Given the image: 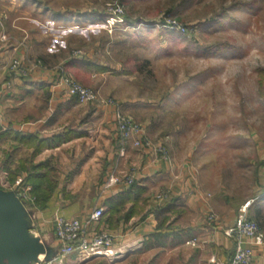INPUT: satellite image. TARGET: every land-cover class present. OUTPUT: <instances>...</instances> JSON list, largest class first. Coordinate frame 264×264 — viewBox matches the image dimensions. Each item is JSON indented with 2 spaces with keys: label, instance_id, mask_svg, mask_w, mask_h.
I'll list each match as a JSON object with an SVG mask.
<instances>
[{
  "label": "rangeland",
  "instance_id": "rangeland-1",
  "mask_svg": "<svg viewBox=\"0 0 264 264\" xmlns=\"http://www.w3.org/2000/svg\"><path fill=\"white\" fill-rule=\"evenodd\" d=\"M11 9L38 23L30 25L23 64L58 68L82 57L96 66L90 84L65 75L102 101L123 102L122 116L144 128L149 144L166 152L163 160L192 156L209 199L253 200L249 215L259 214L264 236V0H0V15ZM15 146L0 139V173L10 184L13 159L33 157L27 145ZM1 191L17 199L33 237L32 204ZM42 237L37 244L45 247Z\"/></svg>",
  "mask_w": 264,
  "mask_h": 264
},
{
  "label": "crops",
  "instance_id": "crops-1",
  "mask_svg": "<svg viewBox=\"0 0 264 264\" xmlns=\"http://www.w3.org/2000/svg\"><path fill=\"white\" fill-rule=\"evenodd\" d=\"M12 10L0 15V25L6 26L10 39L0 42V139L11 137L16 142L12 150L19 152L22 144L18 138L36 137L34 145L27 146L33 156L27 164H43L42 173L49 172L56 184L49 201L33 213L38 227L33 238L42 234L44 243L53 250L57 247L53 235L55 216L84 222L95 208H104L103 217L89 225L90 234L108 231L115 247L130 251L115 261L97 257L87 260L88 264H122L134 258L140 264H228L235 241L224 232L233 227L246 203L231 205L214 196L209 199L211 192L197 178L192 156L171 155L163 160L144 148L128 146L125 156L120 157L116 120L123 115L125 104H80L56 86L61 74L88 84L95 81L99 71L82 57L64 59L58 68L34 62L28 66L31 72L27 78L10 76L9 60L27 61L24 59L29 56L33 38L30 25L38 24ZM1 30L4 29L0 27ZM43 56L47 64L49 57ZM98 86L101 88V84ZM14 163L19 167L24 162L19 157L17 161L13 159ZM131 169L136 172L131 187L118 183L104 190L111 175L120 177V173ZM17 177L26 181L25 173ZM165 190L170 192L169 200L154 199ZM248 201L250 208L253 200ZM249 213L248 209L247 216ZM159 214L168 218L166 225L172 232L149 244V239L158 234ZM191 240H195V246L187 244ZM252 251L251 264H264V246H253ZM68 261L87 263L76 255L68 257Z\"/></svg>",
  "mask_w": 264,
  "mask_h": 264
},
{
  "label": "built area",
  "instance_id": "built-area-1",
  "mask_svg": "<svg viewBox=\"0 0 264 264\" xmlns=\"http://www.w3.org/2000/svg\"><path fill=\"white\" fill-rule=\"evenodd\" d=\"M2 33L3 30L0 31V42L5 40V36ZM30 72V67L23 64L20 60H14L9 67L8 73L12 77L27 78ZM56 86L64 91L68 97L75 98L80 104L112 105L110 101L100 100L93 90L82 87L65 74H61L58 77ZM144 131L143 127L135 124L126 116H118L116 133L120 157L125 156L128 146L144 148L156 158L165 159L167 157L166 152L162 148L149 144L145 138ZM135 181L136 172L131 169L128 172L120 173V177L111 175L104 185V190L118 183L129 188ZM0 188L1 190L16 191L20 199L30 204L33 203V198L30 196L31 188L25 183L23 177H17L10 184L6 179V175L0 173ZM170 197V192L165 190L155 195L154 199L166 201ZM248 205L246 203L240 208L233 227L224 232L227 237L233 238L235 241L234 254L228 264H251L253 258L252 247L261 246L264 242V236L258 224L251 221L247 216ZM103 214L104 208H95L86 216L84 222L78 219H65L58 215L55 216L53 220V235L57 242V247L53 249V255L50 260L46 261L42 257L35 264H62L65 258L73 255L85 260L104 257L114 261L123 257L130 250L123 247H115L114 237L108 231L103 230L90 234L89 225L98 222L103 217ZM187 244L195 246L196 242L191 240Z\"/></svg>",
  "mask_w": 264,
  "mask_h": 264
},
{
  "label": "water",
  "instance_id": "water-1",
  "mask_svg": "<svg viewBox=\"0 0 264 264\" xmlns=\"http://www.w3.org/2000/svg\"><path fill=\"white\" fill-rule=\"evenodd\" d=\"M14 200L12 193L0 190V264H35L40 256L50 260L53 250L37 244V238L28 234L30 220Z\"/></svg>",
  "mask_w": 264,
  "mask_h": 264
},
{
  "label": "trees",
  "instance_id": "trees-1",
  "mask_svg": "<svg viewBox=\"0 0 264 264\" xmlns=\"http://www.w3.org/2000/svg\"><path fill=\"white\" fill-rule=\"evenodd\" d=\"M36 137H21L18 138L17 141L22 145H34ZM36 149V148H35ZM36 151V150H35ZM38 151V150H37ZM43 165V164H42ZM37 165L33 166L32 164L20 163L19 167H17L12 174L8 173L9 178L12 179V182L15 180L17 176L20 174H26V184L30 186V196L33 198L32 207L34 209H42L45 204L49 201L53 191L55 190L56 184L49 178V172L42 173L44 166ZM255 216L248 218L251 221L257 223L256 219L259 217L258 213L254 214ZM168 218L159 214L157 216V226L156 231L158 234L154 235L149 239V244L156 243L159 238H165L169 236L172 232V229L169 227V224L166 225ZM258 224V223H257ZM166 225V226H165ZM260 230L261 227L258 224Z\"/></svg>",
  "mask_w": 264,
  "mask_h": 264
},
{
  "label": "bare ground",
  "instance_id": "bare-ground-1",
  "mask_svg": "<svg viewBox=\"0 0 264 264\" xmlns=\"http://www.w3.org/2000/svg\"><path fill=\"white\" fill-rule=\"evenodd\" d=\"M16 219H19V217H16ZM39 259H40V257H39Z\"/></svg>",
  "mask_w": 264,
  "mask_h": 264
}]
</instances>
